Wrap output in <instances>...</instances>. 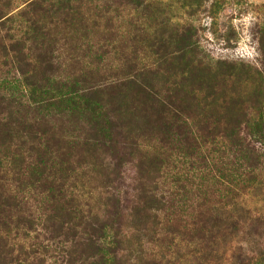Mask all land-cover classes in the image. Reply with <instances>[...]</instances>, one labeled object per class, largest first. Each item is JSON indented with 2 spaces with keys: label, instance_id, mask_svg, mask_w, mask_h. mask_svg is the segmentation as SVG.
Here are the masks:
<instances>
[{
  "label": "trees",
  "instance_id": "obj_1",
  "mask_svg": "<svg viewBox=\"0 0 264 264\" xmlns=\"http://www.w3.org/2000/svg\"><path fill=\"white\" fill-rule=\"evenodd\" d=\"M202 1L174 8L190 14ZM24 2L16 13L0 2V264H264V206L239 197L264 190V150L245 121L229 122V103L216 104L225 91L189 81L208 67L192 23L145 0H124L125 27L99 0ZM60 42L86 69L112 55L117 73L59 74ZM191 93L211 100L195 121ZM133 155L132 196L109 192L93 209L78 192L90 159L108 170L106 188L119 179L111 159Z\"/></svg>",
  "mask_w": 264,
  "mask_h": 264
},
{
  "label": "rangeland",
  "instance_id": "obj_2",
  "mask_svg": "<svg viewBox=\"0 0 264 264\" xmlns=\"http://www.w3.org/2000/svg\"><path fill=\"white\" fill-rule=\"evenodd\" d=\"M5 1L0 0V2ZM8 1L9 10H12L11 13L23 10L24 5H26L25 0ZM145 1L153 6L168 5L169 14H172V21L174 23H179L180 25L185 22L192 23L195 31L193 39L196 41L199 50L198 56L202 58L204 66L207 63L208 67L206 66L203 72L194 71L189 81L195 83L196 79L201 77L205 84H208V82L210 84L214 83L220 87L219 91H225L226 95L230 97H227L223 103L219 99L216 104L225 106L224 104L229 103L228 112L231 114L229 122L235 120L245 121L244 132L246 134L244 135L247 136V139L252 136L257 149L260 150L262 148L261 150H264V0H204L200 4H194V8L196 9L190 10V14L183 10H176L174 6L179 5V3H176L175 0ZM99 3H104L114 8L116 13H111L113 15V24L118 25L122 23L125 27L124 7L126 3L124 0H99ZM88 4L85 5L88 6ZM118 12L119 16L117 15ZM155 24L157 22L154 21L153 26ZM107 35L111 36V33ZM118 41L120 45L125 44V50L128 51L131 48V42L126 38L119 37ZM57 48L56 65L59 68V74L72 77L71 74L79 75L81 70L84 72L91 71L92 75L97 77L102 76L101 74L111 77L117 73L119 61L115 57H112V55L107 56L102 64L99 63L100 65L87 64L91 65V67L86 69V64H82L80 61L77 62L78 56L72 51L73 45L69 43L65 45L60 42L57 44ZM144 49H138L136 54L139 58H143ZM230 64L233 67L227 70V65ZM159 71L163 73L161 68ZM246 71L249 72L250 77L247 76ZM213 75H217L218 77ZM111 85L115 84H109L107 89L111 88ZM187 101L192 110L186 111V115L195 121L199 119L200 114L203 115L205 111L209 110L208 103L211 100H202L199 94L195 95L191 93ZM199 109H204V112L201 113ZM255 122L258 124L257 132L252 131L255 130L252 129ZM46 127L48 128V132L52 131L48 135H58L57 123H53V128L49 124H46ZM47 128L41 129L47 130ZM63 133L70 135V130L68 133L66 131ZM249 134H251L250 137ZM154 138L155 136L152 134V142H154ZM65 140L71 141L72 139L70 136H66ZM140 143L141 146H139L137 152L145 153L149 147L141 139ZM144 144L146 145L145 147ZM155 145L158 146L159 143L157 142ZM73 150H76L74 151L76 152L75 156L78 157L80 153L79 149L74 148ZM98 159L103 160V155L99 156ZM98 159H90L89 165L84 169V175L81 177L83 187L81 189L78 188V192L82 194V197H90L88 202H90L93 209L102 208L100 201L110 195L109 192H118L119 194L123 192L124 196H132L131 183L134 181L133 179L136 174L134 165L137 159L134 155L132 158L128 157V159L124 160L118 158V162L116 159L115 162L114 159H111V164L113 165L109 168V171L112 172L111 177L116 176L119 179L109 183L111 187L101 188L110 178L108 170L105 171V165H99L100 161ZM107 160L104 162H107ZM93 169H96V172H93ZM260 173L264 177V170H261ZM80 193L79 195H81ZM239 197L244 198L250 204L264 206V190L240 193ZM129 225H131L129 216L126 217L125 215L122 227L124 226L125 230L129 231ZM181 247L185 249L184 244ZM229 247L226 248L227 257L236 249L235 244L231 248ZM195 255L198 256V252H195Z\"/></svg>",
  "mask_w": 264,
  "mask_h": 264
}]
</instances>
